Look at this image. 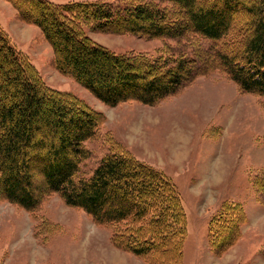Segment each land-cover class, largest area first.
<instances>
[{"label": "trees", "instance_id": "1", "mask_svg": "<svg viewBox=\"0 0 264 264\" xmlns=\"http://www.w3.org/2000/svg\"><path fill=\"white\" fill-rule=\"evenodd\" d=\"M6 1L22 22L40 29L53 50L54 68L108 106L128 101L159 104L191 81L195 61L119 55L94 42L86 28L148 38L195 34L216 44L211 51L218 57L206 63L207 73L222 70L243 93L264 97V14L243 1L169 0L181 13L180 19L171 18L151 0ZM240 7L258 13L245 43L242 35L230 32L233 14ZM184 19L190 25L183 24ZM242 43L244 58L233 53ZM102 123L85 102L49 87L0 26V202L37 219L42 203L57 194L67 206L111 229L116 247L160 261L159 252L169 247L168 240L176 238L178 247L184 237L178 191L162 171L110 143V151L92 174L81 176L80 165L90 156L86 143L97 137ZM35 174L41 177L34 178ZM229 209L226 206L224 213ZM239 218L242 223L240 212ZM233 241L232 236L229 242L216 240L212 246L219 252ZM172 255L165 257L176 261Z\"/></svg>", "mask_w": 264, "mask_h": 264}, {"label": "rangeland", "instance_id": "2", "mask_svg": "<svg viewBox=\"0 0 264 264\" xmlns=\"http://www.w3.org/2000/svg\"><path fill=\"white\" fill-rule=\"evenodd\" d=\"M151 1L171 18H181L169 0ZM240 1L264 14V0ZM257 14L240 7L233 14L230 32L242 35L240 40L245 43ZM183 24L190 25L185 19ZM0 26L49 87L74 95L102 118L99 134L86 143L90 156L81 163L80 175L89 177L110 151L109 145H115L171 179L185 219L181 244L177 247V239H169V247L159 252L161 260L154 261L116 247L111 242V229L67 206L57 194L42 203L37 219L1 201L0 264H264V97L243 93L222 70L207 73L206 63L218 57L211 51L215 43L212 46L210 40L191 33L178 38H148L86 28L94 42L119 55L195 61L191 81L159 104L128 101L108 106L54 68L53 50L40 29L22 22L6 0H0ZM243 46L233 53L244 58ZM226 206L230 209L224 213ZM45 219L55 225H47ZM232 236L230 246L214 251L216 240L229 242ZM170 252L176 261L165 257Z\"/></svg>", "mask_w": 264, "mask_h": 264}]
</instances>
